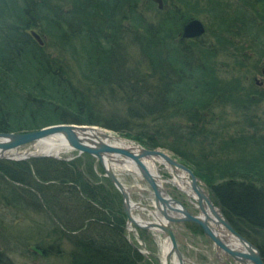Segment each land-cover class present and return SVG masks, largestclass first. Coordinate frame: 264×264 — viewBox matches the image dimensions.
<instances>
[{
	"label": "trees",
	"instance_id": "1",
	"mask_svg": "<svg viewBox=\"0 0 264 264\" xmlns=\"http://www.w3.org/2000/svg\"><path fill=\"white\" fill-rule=\"evenodd\" d=\"M66 1L70 8L65 10L52 7L56 0H0V133L106 124L152 150L167 145L163 137L168 133L189 155L175 147L172 151L205 182L214 203L264 261V125L252 123L232 134L228 123L207 114L218 105L237 110L264 106V91L253 85L247 89L241 75L246 68L257 71L264 59V0H251L253 14L224 0H182V6L157 10L151 19L142 11L156 9L148 0ZM201 2L211 22V46L201 38H180ZM41 25L59 51L70 54L90 90H120L123 96L112 92L109 99L126 105L124 122L103 115L68 78V64L46 53ZM30 26L37 27L44 46L27 32ZM129 30L133 35H125ZM124 36L138 48L139 60L132 66L120 45ZM140 67L152 73L157 85L147 82ZM146 119L165 128L142 126L140 134L124 135L128 124L134 127L132 121L144 124ZM150 133L161 137L155 141ZM222 135V144L215 146ZM83 157L94 160L86 154L68 162L1 160L0 179L18 198H23L19 191L30 193L54 217L58 240L71 244L70 264H140L141 254L126 238L120 195L106 178L99 184L92 171L84 173ZM69 210L71 215L63 216Z\"/></svg>",
	"mask_w": 264,
	"mask_h": 264
},
{
	"label": "rangeland",
	"instance_id": "2",
	"mask_svg": "<svg viewBox=\"0 0 264 264\" xmlns=\"http://www.w3.org/2000/svg\"><path fill=\"white\" fill-rule=\"evenodd\" d=\"M18 2L20 0H17ZM145 2L146 0H142ZM228 4H239L242 7H244L250 14H253L255 9L254 5L251 2V0H224ZM56 3V4H55ZM52 7L65 10L69 8L68 1L66 0H56V2ZM20 4V3H19ZM179 5L182 6V0H166V3L164 4L165 8L172 7V5ZM205 3L201 2L200 6L198 7V11L191 17V19H197L201 21L205 27V33L203 36L199 37L201 40L205 43L206 46L213 45L212 43V37L210 35V26L211 22L209 21V15L207 12L204 11ZM181 11H183V8L180 7ZM159 11L160 9L156 5V9L151 12H147L145 8L142 9L143 16H145L147 19L152 18L154 16L155 11ZM38 11V10H36ZM45 23V22H44ZM124 25V24H123ZM122 25V26H123ZM42 26V25H41ZM40 26V27H41ZM127 26V25H126ZM10 27V25H8ZM39 27V28H40ZM29 30H36L38 31L37 27L30 26ZM132 30V29H131ZM129 30L127 34L125 35H133L131 31ZM27 31V32H28ZM9 33V31H8ZM42 34L45 36L46 39V53L50 54L49 56L54 59H58L59 61L66 62L67 65V76L70 79H73V82L77 87L82 88L84 90L85 96L89 97V100L94 103L96 107L102 108V114L105 116H114L116 117L118 122H124L126 120L125 117V110L126 105L123 102L110 100L109 94L114 93L117 98L120 96H123V94L120 93V90L118 91L109 89V90H97L98 92L94 90H90L89 86L83 83L82 81V74L81 72L77 71V67L75 66V63L71 60L70 54L68 52H60V47H57L56 42L54 41L49 29L46 27V25L42 26ZM124 35V33H123ZM127 36H124L122 40L123 42H120V45L122 47H125L123 50V53H125V59L127 60V63L129 66L134 65L133 63L136 62V60H139V52L137 46L130 41V39H125ZM181 38V37H180ZM182 39V38H181ZM188 40V39H183ZM217 64H220V58H217ZM141 74L146 76L147 82L151 83V85H155L156 82L152 80L151 78L153 75L152 73H149L150 71L145 67H140ZM257 71L253 68H246L241 70V75L244 78L243 82L246 83V88L248 89L250 85H253L255 88H258V90L262 89L264 91V59L259 62V66L257 67ZM240 73V71H239ZM258 82L262 83V86L258 84ZM157 85V84H156ZM110 91V92H109ZM93 94V97H92ZM104 96H103V95ZM107 98L109 100H107ZM208 112V116H212V118L215 120L217 118L223 119L226 123L229 124L227 127V130L232 129L231 133L233 134L234 131H240L246 129L250 124L255 123L257 124L262 123L264 125V106H257L256 108H243V110H237L232 106H224V105H218L215 107H212ZM206 120V119H204ZM116 121V122H117ZM155 121V122H154ZM177 121V120H175ZM137 122V121H136ZM173 123V124H172ZM56 125V124H55ZM132 125L134 127H130L131 125L128 124V129L126 128L124 130V135H132L135 136L140 130V127L147 126L151 128V131L155 129L157 126L161 129L165 128L160 121L156 120H149L146 119L144 124L134 123L132 121ZM171 125H176L174 127H177L178 125L176 122L171 121ZM93 126V125H92ZM98 128H102L104 131H108L113 136H119L122 135V133L117 132L114 129H111V127L104 125H95ZM169 128V126H168ZM184 128V127H183ZM167 130V128H166ZM164 130V131H166ZM150 131V132H151ZM168 132V131H167ZM163 133V132H162ZM220 133H223L221 131ZM252 133V132H251ZM152 134V133H150ZM163 137V141L167 143L164 144V148H157V150H160L167 155H169L171 158L177 160L180 164L185 165L183 161L180 159L178 155L175 154L172 150L175 147L176 149L180 150L179 152L183 156L189 155V150L184 151L182 146V143L176 142V137L172 138V135ZM127 135V136H128ZM154 135L153 137L155 141L157 138H160L161 135ZM156 135V136H155ZM187 136V135H186ZM123 138L131 140L130 138H126L122 135ZM140 137V136H139ZM199 136L198 138H200ZM225 137L222 135L218 138V142L215 144L221 145L223 142V139ZM145 139V138H144ZM196 142L202 143L203 139H197ZM138 143V142H137ZM184 143V142H183ZM141 145L140 143H138ZM163 144V143H162ZM35 144L31 145H25L20 148L21 152H32L34 153ZM75 152H70L62 156V161H72L75 157ZM92 165V166H91ZM189 168V167H188ZM82 169L86 175L89 176V170L92 171L96 177V181L99 184H105L104 174L103 171L98 164V162L94 160H85V157H83L82 160ZM190 169V168H189ZM158 172L161 177L164 179H171L172 176L169 174V172L164 168L163 165H158ZM119 178L121 181L127 186V188L132 189V200L134 202H140L143 203L146 206L151 207V203L148 202L149 200V192L150 189L147 187L145 183H139L138 178L131 174L130 172H117ZM32 176L34 177V171ZM35 178V177H34ZM50 184V183H48ZM47 184V185H48ZM3 186H6V188L1 189ZM139 186L147 192V195H141L139 191ZM165 187H171L169 184H165ZM0 264H70V252H71V244L67 242L66 240H63L62 242L59 240L57 241V235H54L52 232V229L55 230L56 223L53 216L48 214L44 209L40 208L37 205V200L30 195V193L25 191H19L21 196L23 198L19 203L17 201H13V196H8V184L3 180L0 179ZM56 187V186H54ZM135 189V191L133 190ZM13 190V188H12ZM17 194V193H16ZM178 195V194H177ZM183 199L186 197L182 194L180 195ZM62 200V198H60ZM36 204L35 209L32 207V205ZM188 205H191L188 202ZM72 210V209H71ZM69 210L67 213H62L64 215H71L72 211ZM142 219L146 218L145 214H140ZM125 223V229H126V238L128 242H130L132 245L137 248L138 242L137 240L141 241L144 247H146L147 252L152 251L154 253L159 254V249L156 246V242L148 235L147 232H144L142 230H139L138 228L132 227V232L128 231ZM182 232V231H180ZM188 234L184 235L185 237L182 239V244L185 245L183 248V252L188 257L191 262L194 264H218L217 260L214 257L213 248L210 243H208L204 238L201 236L200 231L196 228L194 231L188 230L186 231ZM58 234V233H57ZM194 235V236H192ZM137 239V240H136ZM139 247V246H138ZM141 251H144L142 247H140ZM140 264H158L157 260L148 258L147 255L141 253V261Z\"/></svg>",
	"mask_w": 264,
	"mask_h": 264
},
{
	"label": "water",
	"instance_id": "3",
	"mask_svg": "<svg viewBox=\"0 0 264 264\" xmlns=\"http://www.w3.org/2000/svg\"><path fill=\"white\" fill-rule=\"evenodd\" d=\"M150 1L157 4L160 10L164 8L162 0ZM204 33L203 23L197 19H190L183 25L180 36L182 39H192L201 37ZM30 35L40 46H44V41L35 31H30ZM97 130V128L88 125L56 124L27 133H0V159L15 161L31 158L61 159L49 155L38 156L29 153L19 157L12 155V153L17 154L22 146L58 136L69 151H74L78 155L88 154L100 163L105 176L122 196V206L128 227L134 225L141 230L160 233L169 241L170 249L168 254H165L164 264H185L175 237L177 230L173 228V225L181 226L183 222L199 226L204 236L215 248L216 253L221 254L225 263L231 258L239 264H264L259 250L232 227L221 208L212 201L207 185L196 177L188 167L160 150H148L133 145L131 141V147L115 146L108 142L110 141L108 132ZM153 159L161 160L159 164L170 171L172 178L179 179L180 183L171 184L169 180L172 179H163L161 176L162 183H160L159 178L152 174L147 166L149 161ZM124 163L132 166L138 179L145 181L149 186L157 215L162 220L158 218L157 221L142 224L132 218L130 194L117 173L114 172L115 166ZM180 172L185 175V178H180L178 174ZM164 182L169 183L173 188L185 194L188 199L193 200L198 215L190 213L178 199L170 197L169 189L164 187ZM136 204L139 210L151 211L141 203Z\"/></svg>",
	"mask_w": 264,
	"mask_h": 264
},
{
	"label": "bare ground",
	"instance_id": "4",
	"mask_svg": "<svg viewBox=\"0 0 264 264\" xmlns=\"http://www.w3.org/2000/svg\"><path fill=\"white\" fill-rule=\"evenodd\" d=\"M69 8H70V5H69ZM48 126H51V125H48ZM90 126H92V125H90ZM92 127L97 128L98 129L97 131H101V130L104 131L102 128L100 129V128L96 127L95 125H93ZM106 132H108V131H106ZM109 136H110V141H108V142H110L111 144H113L115 146H120V147H131L132 146V143H130V140L123 138L122 135L113 136L109 133ZM116 137H120V138H116ZM131 142H135V141H131ZM69 152L70 151L63 145V141L58 136H56L54 138H48V139H45L41 142H38L37 144H35V148H34V153L38 156L49 155L52 157L61 158L63 155H65ZM12 155L15 157H19L22 154H12ZM160 161L161 160L153 159V160L149 161L147 166H148L150 172L152 174H154L155 176H157L159 178V182L162 183V180H161L162 177L160 178V174L158 172V165H161V164H159ZM133 171L134 170H133L132 166H130L127 163H124V164L119 165V166L118 165L115 166V170H114L115 173H117V172H130L131 174H134L137 177V175ZM178 174H179L180 178H185V175L183 173L180 172ZM169 182L171 184L177 185L180 183V180L176 179V178H172V180H169ZM110 184L112 185V183H110ZM114 188L116 189V191L120 195L121 202H122V196H121L120 192L117 190L116 187H114ZM131 190L132 189L127 188V191L129 192L130 198H131L130 199L131 216L135 221L142 223V224H145V222L157 221L158 218L162 220L161 217H159L156 213H153L152 211L149 212V211L139 210L136 202H134L132 200L133 194H132ZM144 192L145 191H142V193H144ZM11 195L13 196L12 197L13 201H17L19 203L22 200V199H17L16 193L14 191L8 190V196H11ZM150 200L152 203H154V199H150ZM139 213L145 214L146 218L142 219L141 216L139 215ZM124 215H125V213H124ZM125 218H126V215H125ZM52 232L55 233L54 235H57L56 230L52 229ZM154 236L156 237L157 244L159 245V248L161 249L162 256L164 255V257H165V254H168V251L170 249L169 241L166 240L164 238V236L161 235L160 233H156V234H154ZM56 237H57L56 242L58 243V241H59L58 235ZM235 244H237V243H235ZM173 257H174V255H173Z\"/></svg>",
	"mask_w": 264,
	"mask_h": 264
},
{
	"label": "flooded vegetation",
	"instance_id": "5",
	"mask_svg": "<svg viewBox=\"0 0 264 264\" xmlns=\"http://www.w3.org/2000/svg\"><path fill=\"white\" fill-rule=\"evenodd\" d=\"M258 84L260 86H262V83L261 82H258ZM188 225H190V224H186L185 225L184 231L178 232L176 234V241H177V244H178V249L180 251V254L182 255L183 259L185 260V264H194L189 259H187L188 257L185 255V253L181 249V248H183V246H185V245L182 244V239L185 237L184 235H187L188 234L186 231H188V230L194 231L196 229L195 227L188 228L187 227ZM190 226H193V225H190ZM200 233H201V236L204 237L203 236V232L200 231ZM192 236H194V235H192ZM204 240H206L208 243H210L207 239L204 238ZM212 248H213L214 257L217 260L218 264H239V263H236L231 258H229V260L227 261V263H225L223 257L221 256V254H217L216 253V250H215V248L213 246H212ZM149 253H150V256H148V258L157 260L156 253H154L152 251H150ZM158 264H160V263H158Z\"/></svg>",
	"mask_w": 264,
	"mask_h": 264
}]
</instances>
